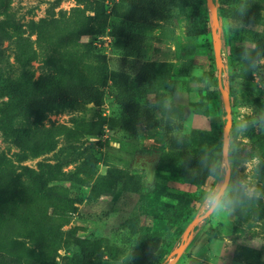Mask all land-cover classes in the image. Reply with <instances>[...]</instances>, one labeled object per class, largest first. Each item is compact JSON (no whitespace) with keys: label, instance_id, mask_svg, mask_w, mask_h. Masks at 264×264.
Returning <instances> with one entry per match:
<instances>
[{"label":"rangeland","instance_id":"1","mask_svg":"<svg viewBox=\"0 0 264 264\" xmlns=\"http://www.w3.org/2000/svg\"><path fill=\"white\" fill-rule=\"evenodd\" d=\"M48 1L52 0H0V19L8 12L23 24L37 21L45 16ZM116 4H105V33L100 38L107 39L83 37L81 41L97 44L110 77L119 72L134 76L144 62L154 64L152 93L147 96L145 106L154 111L156 120L163 118L182 123V128L174 130L172 136L209 131L215 123L220 128L222 141L225 128L229 129L227 147L234 145L237 150L246 143L242 125H251L256 132L264 134V57L257 53L253 38L232 42L233 48L228 49L235 54V59L229 63L225 41L229 34L226 25L231 23L217 13L221 79L231 113L228 122L218 88L208 0H178L163 19L152 25L123 22L119 17L122 9ZM259 4L258 24L244 26L252 33L264 29V0H259ZM74 6V0H63L56 12L69 11ZM119 31H132L146 37L139 58L125 60L119 56ZM1 49L4 57L12 61L9 44L4 43ZM37 68L34 63L35 77ZM118 115L113 100L107 97L98 104H77L72 110L51 114L44 124L70 127L75 117L95 122L99 116ZM162 125L145 123L132 132L104 127L98 134L100 141H105L102 146H84L88 149L85 150L87 160L83 159L96 171V176L86 187L64 184L68 196L75 201V213L62 231H74L63 236L61 249L49 264H69L77 252L82 253L89 264H136L146 230L160 241L161 253L166 255L162 264H168V255L183 245L184 249L171 259L175 260L173 264H264V181L254 176L257 160L243 161L230 150L228 153L232 180L247 181L254 186L259 198H245L231 215L224 212L202 218L201 196L209 186L218 183L220 177L210 175L197 185L173 181L172 176L179 177L189 169L177 166L172 168L173 174L161 170V164L170 161L162 156L167 153ZM98 138L87 137L86 141L95 143ZM16 151L0 134V154L11 156ZM52 157L49 154L29 160L25 165L35 168L38 162ZM222 158L221 149L214 153L211 164L217 165ZM74 166L64 171L73 170ZM104 176L106 180H102ZM137 180L140 182L138 193L123 190L126 181ZM179 206L175 219L173 213ZM131 219L137 220L134 236L126 225Z\"/></svg>","mask_w":264,"mask_h":264},{"label":"trees","instance_id":"2","mask_svg":"<svg viewBox=\"0 0 264 264\" xmlns=\"http://www.w3.org/2000/svg\"><path fill=\"white\" fill-rule=\"evenodd\" d=\"M62 1H48L45 16L37 21L23 24L8 12L0 19V134L17 150L11 156L0 154V264H49L55 260L63 236L74 231H62L75 213V201L64 184L86 187L94 179L96 171L86 161L88 148L84 146H102L105 141H100L98 134L104 127L132 132L145 123L163 124L167 153L162 156L170 161L160 168L171 174L177 166L188 168L183 175L172 176L173 181L185 184L197 185L212 175L201 161L212 165L214 153L222 149L220 128L215 123L209 131L174 137L172 132L180 130L182 123L156 120L154 111L146 108V98L153 88V63L144 62L134 76L119 72L110 77L96 43L81 41L83 37H104L105 4L117 2L116 7L122 9L119 17L125 23L152 25L163 19L178 0H74L75 6L69 11L56 12ZM213 3L220 17L231 23L226 25L229 34L225 41L229 63L235 59L229 51L232 42L248 38H253L257 53L264 57V29L260 33L244 29L245 25L258 24L259 0ZM118 40V54L125 60L139 58L147 41L144 35L132 31H119ZM4 43L11 47L12 61L4 57ZM34 63L38 65L37 77ZM107 97L116 105L118 116H99L95 122L75 117L70 127L44 124L51 114L72 110L77 104H98ZM87 137L98 141L91 143ZM244 137L242 147L236 150L231 145L229 150L243 161L257 160L254 176L264 181V134L248 125ZM49 154L52 159L38 162L35 168L25 165ZM72 165L73 170L64 171ZM102 178L106 180V176ZM122 188L136 194L140 182L126 181ZM178 210L180 206L174 218ZM136 223L131 219L126 224L131 236L137 233ZM165 256L160 241L146 230L136 264H162ZM89 263L80 252L69 261Z\"/></svg>","mask_w":264,"mask_h":264},{"label":"clouds","instance_id":"3","mask_svg":"<svg viewBox=\"0 0 264 264\" xmlns=\"http://www.w3.org/2000/svg\"><path fill=\"white\" fill-rule=\"evenodd\" d=\"M247 129L248 125H242ZM225 155L217 165H208L207 162L201 161L205 165L208 172L212 175H219L220 181L212 186L201 196L200 212L205 215L220 214L227 212L231 215L236 211L237 207L244 202L245 198L258 199L254 186L245 180H232V171L230 160L228 158L229 148L224 147Z\"/></svg>","mask_w":264,"mask_h":264},{"label":"water","instance_id":"4","mask_svg":"<svg viewBox=\"0 0 264 264\" xmlns=\"http://www.w3.org/2000/svg\"><path fill=\"white\" fill-rule=\"evenodd\" d=\"M208 3L210 4V10H211V13H212V34H213V37H214V40H215V55H216V62H217V80H218V88H219V91L220 93L222 94L223 96V102H224V105H225V109H226V116H227V120L229 122L230 120V116H231V113H230V108H229V98L228 96L225 94V91L223 89V82H222V79H221V69H222V64H221V56H220V53L218 51V48H217V34H216V29H217V25H218V17H217V8L216 6L214 5L213 3V0H208ZM228 132H229V129L228 128H225L224 132H223V148H222V157L225 155L224 153V147L227 146V141H228ZM208 215H202V218H205L207 217ZM195 226V225H194ZM193 228V227H191ZM192 230V229H191ZM185 247V245L181 246L180 248H178L177 250L171 252L166 261H170L172 258H174L176 256L177 253H179L181 250H183Z\"/></svg>","mask_w":264,"mask_h":264},{"label":"bare ground","instance_id":"5","mask_svg":"<svg viewBox=\"0 0 264 264\" xmlns=\"http://www.w3.org/2000/svg\"><path fill=\"white\" fill-rule=\"evenodd\" d=\"M174 259L173 260H170L169 262H168V264H173L174 263Z\"/></svg>","mask_w":264,"mask_h":264},{"label":"built area","instance_id":"6","mask_svg":"<svg viewBox=\"0 0 264 264\" xmlns=\"http://www.w3.org/2000/svg\"><path fill=\"white\" fill-rule=\"evenodd\" d=\"M100 39L104 40V39H107V38L105 37V38H100ZM95 45L97 46V44H95ZM105 47H108L107 43L105 44Z\"/></svg>","mask_w":264,"mask_h":264}]
</instances>
